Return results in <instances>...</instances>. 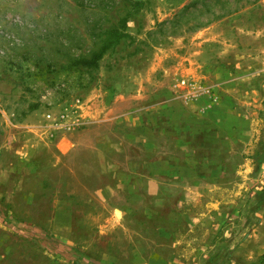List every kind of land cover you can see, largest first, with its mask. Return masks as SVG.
<instances>
[{"label": "rangeland", "instance_id": "374dc122", "mask_svg": "<svg viewBox=\"0 0 264 264\" xmlns=\"http://www.w3.org/2000/svg\"><path fill=\"white\" fill-rule=\"evenodd\" d=\"M134 1L0 0V264H264V0Z\"/></svg>", "mask_w": 264, "mask_h": 264}, {"label": "crops", "instance_id": "0c3cea01", "mask_svg": "<svg viewBox=\"0 0 264 264\" xmlns=\"http://www.w3.org/2000/svg\"><path fill=\"white\" fill-rule=\"evenodd\" d=\"M233 75L228 72L222 77V73H220L221 79H220L219 84H217V86H219L220 90H222V84H225L223 86V87H225V86H228L229 83L226 84L228 81L232 82V80H236L238 78L244 77V73L241 72V71L240 72L234 71ZM250 75H251V80H253V81H254V79L255 80H262L263 79V76H262L263 72L259 73L257 71V72L251 73ZM253 81H251L252 83H250L248 86L247 85H243V87L240 88L242 92L243 91L247 92V90H248L249 94H250L249 98L246 97L244 99H241L240 102H241L242 105H246L250 109L254 107V108L259 109L258 111H262V110H264V107H263V105H264V82L259 83V81H256V82H253ZM242 82H243V80H241L240 83H242ZM235 84H236V82H235ZM203 87L205 88V86H203ZM232 91H233V89H232ZM259 98H261V100H260L261 108H260ZM250 120L251 119H249V121ZM251 121L253 122V120H251ZM252 122H251V124L253 125ZM243 154H244V152H243ZM243 154H240V156H242Z\"/></svg>", "mask_w": 264, "mask_h": 264}, {"label": "trees", "instance_id": "16d2710c", "mask_svg": "<svg viewBox=\"0 0 264 264\" xmlns=\"http://www.w3.org/2000/svg\"><path fill=\"white\" fill-rule=\"evenodd\" d=\"M130 7L131 9L139 5L140 2H135L134 0H129ZM142 5V4H141ZM125 19H122L121 22H124ZM110 42L104 44L98 51L93 52L90 56V58H82L79 60L74 61L73 65L79 66V67H85V68H97L98 67V62L102 58L104 52L110 47Z\"/></svg>", "mask_w": 264, "mask_h": 264}]
</instances>
